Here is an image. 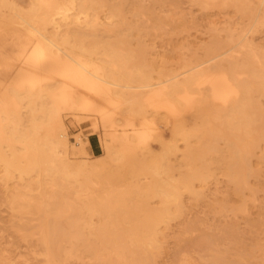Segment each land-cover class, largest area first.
<instances>
[{"label": "bare ground", "instance_id": "bare-ground-1", "mask_svg": "<svg viewBox=\"0 0 264 264\" xmlns=\"http://www.w3.org/2000/svg\"><path fill=\"white\" fill-rule=\"evenodd\" d=\"M166 3L0 0V181L24 190L1 191L12 211L28 214L33 207L30 183L57 190L62 181L150 175L165 183L155 189L163 207L138 224L158 225L168 204L180 208L183 193L201 196L196 183L219 170L242 202L229 211L246 214L254 198L244 191L254 196L264 183V0ZM143 28L164 36L167 50L157 51ZM152 69L162 70L153 78ZM63 111L88 115L100 130L96 140L105 157L99 165L71 159L84 147L70 150ZM150 139L160 149L154 163ZM253 206L264 215V203ZM56 210V218L75 216L70 207ZM226 229L239 244L236 219ZM86 233L44 223L38 231L44 261L77 260L84 251L104 261L113 253L128 264L120 253L155 249L164 236L156 228ZM90 235L130 244L97 250L54 243L59 236L79 242Z\"/></svg>", "mask_w": 264, "mask_h": 264}, {"label": "rangeland", "instance_id": "rangeland-1", "mask_svg": "<svg viewBox=\"0 0 264 264\" xmlns=\"http://www.w3.org/2000/svg\"><path fill=\"white\" fill-rule=\"evenodd\" d=\"M126 1L130 3L131 0ZM168 1L166 0L167 6ZM142 31V37L154 43L157 51L162 53L167 50L168 41L164 36L155 34L153 29L143 28ZM152 70H154L152 76L155 78V72L162 69ZM62 117L65 138L70 150L75 151L84 147L83 154L70 155L71 159L77 163L99 165L105 157V151L96 140L97 136L101 137V132L91 126V117L78 114L75 117L64 111ZM165 134L167 137L168 133ZM148 144L153 153L150 162L154 163L160 149L153 139H150ZM261 171L263 180V167ZM162 184L156 183L150 175L135 178L126 176L125 179L100 184L84 180L75 183L62 181L54 186L58 188L57 190H51L49 185L38 188V184L30 183L28 186L31 190L28 195L32 199L33 207L28 214H19L11 210L8 197H4L1 191L20 189L24 192L21 190L22 186L12 181L8 183L0 181V264H47L40 252L41 241L38 234L44 223L50 229L82 231L86 237L89 235L86 233L88 230L121 232L138 228L142 230L156 228L164 232L155 249L120 253L119 257L128 261V264H264V215L259 213L257 206H253L264 203L262 181L254 196L244 191L243 197L247 200L254 198L253 204L247 203L246 214L236 213L234 216L235 213L229 211L240 207L242 202L238 199L234 186L218 170L202 185L196 183V190L202 192L201 196L191 197L183 193L181 207L176 208L173 204H168V214L158 225H139L148 211L159 213L162 210L163 199L155 191L156 187ZM237 192L239 194V191ZM46 196L51 198L46 199ZM220 205H225L227 210L222 211ZM35 207H39L40 210ZM65 207H70L71 213L75 216L69 219L54 217L56 209ZM231 219H236L237 222L238 236L241 240L239 244L226 229V223L231 222ZM89 237L91 238V235ZM61 239L63 238L60 236L56 237L55 245L77 244L80 247L90 245L101 250L106 245L130 244L126 240L105 243L93 238L79 242ZM55 264L123 263L118 261L113 253H109L104 261L94 254L83 251L77 260L56 257Z\"/></svg>", "mask_w": 264, "mask_h": 264}]
</instances>
